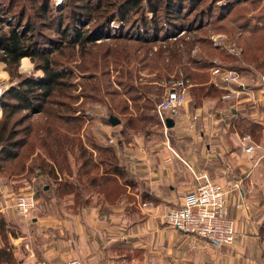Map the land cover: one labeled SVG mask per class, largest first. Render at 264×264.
Segmentation results:
<instances>
[{
    "label": "crops",
    "instance_id": "0c3cea01",
    "mask_svg": "<svg viewBox=\"0 0 264 264\" xmlns=\"http://www.w3.org/2000/svg\"><path fill=\"white\" fill-rule=\"evenodd\" d=\"M218 89L192 104L188 93L166 133L125 136L118 159L136 179L127 186L135 198L104 208L86 205L65 217L41 216L36 205L31 225L11 237L15 264L74 257L83 264H264V95L254 90L251 98L232 101ZM243 135L258 146L251 154L243 152ZM202 174L229 191L231 245L195 239L164 222L165 210L180 204ZM10 211L18 214L12 200L0 212L11 220Z\"/></svg>",
    "mask_w": 264,
    "mask_h": 264
},
{
    "label": "rangeland",
    "instance_id": "374dc122",
    "mask_svg": "<svg viewBox=\"0 0 264 264\" xmlns=\"http://www.w3.org/2000/svg\"><path fill=\"white\" fill-rule=\"evenodd\" d=\"M65 1L66 0H62L58 6L55 5L56 9H61ZM86 1L89 0H76L75 4L81 5ZM90 1L95 3V0ZM119 1L121 0H118L116 4H118ZM39 2L40 0H37V2L35 0H14V7L11 8V11H18L22 5L25 6L24 4H31L36 8ZM211 2H214V0H198L196 10L190 11L189 8L187 11L184 9L183 12H179L180 17L177 19V22L182 24L181 29L183 30L179 29L176 33L172 34L171 37L161 38L157 36L152 38V42L146 44L134 42L133 38H129L130 36L125 33L126 28L131 25L134 26L139 19H141L143 9L137 8L138 11L135 12L137 9H134L128 13L125 22H117L115 20L111 21L109 24L110 29H116L119 26L122 31L121 33L116 31V34L112 36L116 38H120L117 36H123V38L115 41L114 38L112 39V37L108 35H103L98 37L96 41L87 45L88 50L93 49L97 54L93 52V55L90 54V56L86 55L80 58L79 55L82 53L81 50L76 52V50L70 51L65 49L61 54L62 56L56 53L57 58L62 61L58 66L67 67L68 70L74 71V73L66 78L72 86H66L67 88L65 87L64 89L58 88V93H56L57 96L54 97L57 99L58 103L61 104L57 109L63 116L61 119L50 118L51 120H45L42 114L33 116L30 114L29 117H27L28 114L26 111H20L14 116L17 119H23L20 125L22 128H25L31 123H35V125L40 123V125H38L42 128L39 129L38 134L32 133V135L29 136L28 144H34L35 146L31 148L28 145L27 149L24 148L25 151L23 156L6 162L0 161V182L3 183V194L0 196V211L2 207L6 205V201L13 200L14 196L21 191H33L35 193L36 205H38L39 208L36 212L41 216L56 214L58 217H65L66 214L76 213L80 208L86 205H100L101 208H104L122 199L130 200V198H135L132 194L127 192L128 187H124L123 191V187L121 186L118 189L114 180L103 178L102 174L104 173L103 171H105V165L99 163L101 158L111 160V153L108 151H101L99 149L101 146L113 148L117 158H119L118 152L121 151L119 149V144H113L109 139H118L121 135L120 130L123 125L119 123L112 126L107 120L112 113V115H116L121 122H124L126 117L124 119L122 115H118L113 109L118 108L124 103L130 106L133 105L132 102H129V99H125L124 97H106L104 95V91L106 90L109 92L114 90L120 92L122 89V87L120 88L119 84H117L119 79L118 76H123V72H126L127 69L119 72L120 66L117 67L112 65L111 61L113 59H119V61L123 59L125 51H127L126 58L129 61L126 65L131 69L132 79H135L140 87L148 83L161 88L159 90L161 92L159 100H162L165 90L171 85L172 81L181 78L187 80L189 84H192V86L187 88L189 96H192L191 104L199 103L201 101V95L204 92L211 91V89H218V87L213 84H211V87L208 85L210 71H201L200 73L195 69H191L190 65L192 61L198 59L211 62L216 59L217 62L213 65L238 71L247 82L251 84L253 90H256L258 86L254 84H256L258 76L264 73V63L259 64L257 60L255 61L256 57H258L257 52L249 50V61L246 59L243 60L244 58H242L243 55L241 56V53L240 55H235L231 53L227 47L215 46L212 38L218 34H222L224 38L228 40V44H234L241 52L236 38L238 32L232 31L234 27L230 23L229 18L232 15L238 17L244 14L246 16H257L258 12L263 11L264 1L261 0L260 3H250L248 1L246 2V0H241L234 5L235 9L233 12L231 11V13H229V17L223 19H221L220 16L218 17V15H220L218 6L223 5L225 3L224 0L223 2L222 0L217 3L214 2V4ZM7 3L8 0H0V8L6 9L5 4ZM209 3L213 5L209 12L210 18L205 17L203 22L205 23L208 20L210 22L208 21L206 25L197 28L198 25L196 24H198V21L194 23L190 21L197 11L205 8ZM50 4L54 6L55 1L50 0ZM116 6L117 5H115L114 8H110L109 11L113 12ZM187 6L188 4H186L185 7L187 8ZM161 11L162 10L156 15V23L158 26L161 25V21H159L162 16ZM190 23V28H186ZM94 24L95 20L93 19V21L84 27V30L93 28ZM260 25H263V23ZM0 26L4 29L7 27V24L3 23ZM37 31L41 35L57 37L52 30V26L49 28L46 23L40 24L39 30ZM258 34L260 44L264 45V31H260ZM174 42L181 48L180 55L184 69L183 67H178L183 69H181L179 73H176L175 70H171L170 68L171 66L173 67L176 62L175 59L171 60L172 56L169 51V47L174 46ZM98 45H102V47L97 49ZM116 45L120 49L113 50L116 48ZM136 46H140L139 50L135 48ZM106 47L110 49L111 53L103 56V52L101 51ZM185 47L190 48V51L188 49L184 50ZM160 49L165 50L162 58L158 57ZM193 49L196 50L194 54H192ZM145 51H147V54ZM56 55L54 54V56ZM260 55L264 62V51H262L259 56ZM23 58L19 61L17 68L12 71H9V68L0 60V96L10 86L16 84L17 79L20 80L22 78L43 74L42 70L37 69L38 66L42 65L39 60L35 59L32 61L28 57ZM167 63L171 64L169 68H165V64ZM104 68L105 70L109 68V74L98 76L99 83L103 89L101 95L104 96V98L100 97L103 98L104 101H98L96 95H94V97L88 95L90 85L93 86L95 79L92 81L88 80L87 82L81 81L79 71L89 69L90 71H97L99 73L100 69ZM185 70L186 72H184ZM187 74L190 76H186ZM80 82L85 85H78ZM218 90L223 91L222 89ZM152 97L155 98L154 95ZM72 115L81 118L80 120L78 119L79 121H75ZM24 116L26 117L24 118ZM54 122H61L62 126L57 127ZM48 123L52 124L54 127H48ZM119 126L121 127L119 128ZM48 130L49 132H47ZM162 130H164L163 125L161 134H163ZM156 135L158 136V131ZM39 137L41 138L39 139ZM122 138L125 139V135H123ZM63 142L66 143L67 146L66 152L60 149L61 145L64 144ZM34 151H37L40 156L41 154L44 155L46 159H57L60 163L61 170L49 171L50 168L52 169L51 163L41 160L38 156L33 157L32 153ZM88 158H92L91 162H93V166L88 165L85 168L82 167V170H80V165ZM144 204L146 205V203L141 205L144 207ZM241 205L243 204L241 203ZM31 213L29 216L23 217L19 213L16 214L10 211L9 217L11 220H8L5 214L3 215V213L0 212V219H2L5 224L4 226L0 224V246L5 243L2 236H5L10 244H12V236H22L24 230L31 225ZM190 244L189 246H191ZM74 258L79 259L83 264L80 258Z\"/></svg>",
    "mask_w": 264,
    "mask_h": 264
},
{
    "label": "trees",
    "instance_id": "16d2710c",
    "mask_svg": "<svg viewBox=\"0 0 264 264\" xmlns=\"http://www.w3.org/2000/svg\"><path fill=\"white\" fill-rule=\"evenodd\" d=\"M35 1L37 2V0ZM75 1L76 0H66L61 9H56L55 4L54 6L50 4V0H40L36 8L31 4H24L25 6L22 5L18 11H11V8L14 7V0H8V3L5 4L6 9L0 8V25L3 23L7 24V27L4 29L0 26L1 62L9 68V71H12L17 68L19 61L23 57H28L32 61L37 59L42 63L37 69L43 72V74L39 76L26 77L20 80L17 79L16 84L10 86L0 96V161L2 162L20 158L24 155V151L27 149L28 145L31 148L35 146L34 144H28V138L32 133L38 134L39 129L42 128L39 126L40 123H38L39 125L31 123L25 128H22V126L20 127L23 119L14 117L18 112L26 111L28 114L27 117H29L30 114L32 116L42 114L45 120L50 118L61 119L63 116L57 109L61 104L58 103L57 99L54 97L57 96L56 93H58V88L64 89L66 86H72L66 78L74 73V71L68 70L67 67L58 66L62 61L57 58L56 53L61 55L65 49L70 51L76 50V52L81 50L82 53L79 55L80 58L86 55L90 56V54L93 55V52L97 54L93 49L88 50L87 45L96 41L98 37L103 35H108L112 37V39L114 38L115 41L123 38V36H117L120 38L113 37L112 35H115L116 31L119 33L122 31L119 26L116 29H110L109 24L111 21L115 20L117 22H125L128 13L137 8L143 9L141 19H139L134 26L131 25L126 28L125 33L130 36L129 38H133L134 42L146 44L152 42V38L157 36L161 38L171 37V35L176 33L179 29L183 30L181 29L182 24L177 22V19L180 17L179 12H183L184 9L187 11L189 8L190 11L196 10L198 5V0H121L118 4H116L118 0H95V3L89 0L81 5L75 4ZM218 1L220 0H214L215 3ZM240 1L241 0H224L225 3L218 6L220 9V15H218V17L220 16L221 19L229 17V13H231V11L233 12L235 9L234 5ZM247 1L250 3L261 2V0H246V2ZM214 2L211 3L214 4ZM211 3L205 8L197 11L190 21L191 23L198 21V24H196L198 25L197 28L206 25L209 21L204 23L203 19L205 17L210 18L209 12L213 6ZM186 4H188L187 8L185 7ZM115 5H117L116 9L113 12L109 11V9L114 8ZM160 10H162V16L159 20L161 21V25L158 26L156 23V15ZM136 11H138V9L135 10V12ZM93 19L95 20L94 26L92 25L93 28L84 30V27L93 21ZM229 21L234 27L232 31L238 32L236 35L238 40L237 44L241 48L243 60L246 59L249 61L248 52L249 50H254L257 52L258 56L255 61L257 60L259 64L264 63L261 58L262 56H259V54L264 51V45L260 44L258 39V32L264 31V8L263 11L258 12L257 16H246L244 14L235 17L232 15ZM42 23L48 24L49 28L52 26V30L57 37L41 35L37 30H39V25ZM191 23L188 24L186 28H190L189 26ZM261 23H263V25H260ZM117 45L113 50L120 49ZM99 47H102V45H98L97 49ZM135 48L139 50L140 46H136ZM186 49L190 51V48L185 47L184 50ZM164 51V49L159 50V58L163 57ZM169 51L172 56L171 60L175 59L176 62L173 67H170L171 64L169 63L165 64V68L170 67L171 70H175L176 73H179L182 68L178 67H183L180 55L181 48L174 42V46L169 47ZM101 52H103V56L111 53L110 49H107V47L103 48ZM124 53V57L120 59V61L119 59H113L111 61L112 65L117 67L120 66L119 72L127 69L126 72H123L124 77L121 75L118 76L119 79L117 84H119L122 89L120 92L117 90L110 92L106 90L104 91V95L106 97H124L125 99H129V102H132L133 105L130 106L124 103L118 108L113 109L118 115H122L124 119L126 117L124 122H121L116 115H112L113 113L110 116L118 118L119 123H122L123 127L120 130L121 135L127 136L129 133H140L144 136H157L156 132L158 131L159 136V134H161L162 123L155 112V106L161 101L159 100L161 97V92L159 90L161 88L148 83L140 87L136 80L132 79L131 69L126 65L129 63L126 58L127 51ZM145 53L147 54V51H145ZM54 54L56 56H54ZM216 62V59L212 60V62L198 59L193 60L190 66L191 69H195L201 73V71H210L212 67L216 66L213 65ZM184 72H186V70ZM79 74L81 81L87 82L88 80L92 81L95 79L93 86L90 85L88 95L92 97L96 95L98 101H104V96L101 95L103 89L99 83L98 76L109 74V68L106 70L105 68L100 69L99 73L97 71H90L89 69L80 70ZM186 76L190 75L187 74ZM78 85L84 86L85 84L80 82ZM208 85L211 87L210 84ZM208 92H210V90ZM153 95L155 98L152 97ZM203 95H205V92L201 97ZM25 117L26 116H24V118ZM72 117L75 121H79L81 118L73 115ZM107 122L109 123L108 120ZM54 123L57 127L62 126L61 122ZM47 126L51 128L54 127L50 123H48ZM256 127L257 126L251 122L248 124V130L250 131H254ZM47 132H49V130ZM40 138L41 137H39V139ZM118 143L119 146L122 147L123 138L121 136ZM60 149L66 152V143L62 144ZM99 149L111 153V160L101 158L99 162L105 165V171H103L104 175L102 174L103 178L114 180L118 189L121 186L123 187V191L124 187H133L136 179L117 158L115 150L102 146ZM32 156H38L41 160L49 161L52 165V169L50 168L49 171L61 170L60 163L57 159H46L44 155L41 154L40 156L37 151H34ZM91 159L88 158L83 162L82 165H80V170H82V167L85 168L88 165L93 166ZM0 224H3V226L5 225L2 219H0ZM2 238L5 243L0 246V264H15V259L12 254V244H10L5 236H2Z\"/></svg>",
    "mask_w": 264,
    "mask_h": 264
},
{
    "label": "built area",
    "instance_id": "2783aa9c",
    "mask_svg": "<svg viewBox=\"0 0 264 264\" xmlns=\"http://www.w3.org/2000/svg\"><path fill=\"white\" fill-rule=\"evenodd\" d=\"M58 6L62 0H54ZM217 47H227L228 50L240 55V49L234 44H228V40L222 34L212 38ZM192 54L196 50H192ZM210 77L214 86L223 90L222 98L225 100H240L243 97H252L253 88L251 84L236 70L214 66L210 69ZM264 95V73L258 76L256 84ZM190 86L187 80L181 78L172 81L171 85L165 90L162 100L156 104L155 112L159 117L164 132L166 118L176 116L184 105L188 95L187 88ZM249 136L243 135V152L251 154L258 147L249 141ZM248 139V140H247ZM109 141L117 144L115 138ZM198 184L196 188L182 196V202L178 205L169 206L163 215L164 222L171 228L192 235L195 239H205L221 245H231L235 239L234 221L228 215V189L220 183L213 181L206 174L196 177ZM3 194V183L0 182V196ZM13 206L23 217L29 214L36 207V198L33 191H21L17 193L13 200ZM145 205V204H144ZM195 247L196 242L190 244ZM61 264H82L79 259L73 258L63 261Z\"/></svg>",
    "mask_w": 264,
    "mask_h": 264
},
{
    "label": "water",
    "instance_id": "95a60500",
    "mask_svg": "<svg viewBox=\"0 0 264 264\" xmlns=\"http://www.w3.org/2000/svg\"><path fill=\"white\" fill-rule=\"evenodd\" d=\"M108 121H109V123H110L112 126H115V125L119 124V119L116 118V117H114V116H110V117L108 118ZM173 124H174V121H173L172 118H169V117L166 118V120H165V126H166L167 128L172 127Z\"/></svg>",
    "mask_w": 264,
    "mask_h": 264
}]
</instances>
